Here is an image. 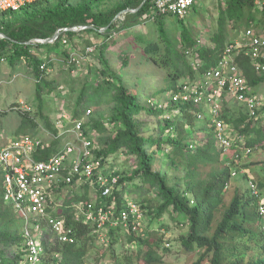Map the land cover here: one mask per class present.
<instances>
[{"label":"trees","instance_id":"trees-1","mask_svg":"<svg viewBox=\"0 0 264 264\" xmlns=\"http://www.w3.org/2000/svg\"><path fill=\"white\" fill-rule=\"evenodd\" d=\"M101 1L103 0H34L18 10H1L0 33L3 36L0 35V58L5 57L11 65L23 60L31 66L37 79L36 94L40 99L43 85L46 86L47 82L45 72L39 66L45 61L35 58L31 50L44 44L57 47L61 44L62 37H71L76 31L60 32L53 43H27L28 41L33 38H48L63 27L78 25H87L89 28L86 31L106 35L109 40V31L116 28L120 16L123 17V26L120 28H128L143 22L144 15L147 16L152 11L153 18L149 23L154 26L157 35L151 38L140 36L139 42L143 51H156L151 60L160 69L163 68L164 80L171 82L166 89L172 93L178 88V78L184 71L188 72V79L191 80L194 78V66L203 74L216 64L229 42L228 26L235 29V34L244 31L246 27H253L264 34V3L257 5L254 0H217V26L209 37L210 43L199 44L193 33L184 27L179 33H175L173 45L165 41V19L171 14L154 11L152 0H119L107 10H94V5ZM124 9L129 10L120 14ZM107 45L108 42L104 40L96 44L98 64L90 66L88 72L93 71L99 81L93 83L88 79L82 84L72 115L81 118L88 106L82 109L78 106L100 104L104 95H107V101L111 104L109 113L104 118H88L83 123V130L89 136L91 132L105 135L101 145L94 147L96 157L100 158L103 166L108 162L112 163L111 159L116 158V152L132 156L135 165L124 173L110 166L109 172L118 176L117 183L107 196L95 189L96 199L103 200L106 207H112L116 216L125 199L122 197V186L126 182L137 180V189L142 184L147 185L145 193L134 199L139 204L143 217L159 219L169 213L174 214L173 218H183L188 223V232L181 236L180 241L187 250H197L191 264H264V215L259 214L258 210L261 203L264 206V202L260 200L264 189V175L253 179L258 195L253 194L249 187L244 191L236 187L229 199L225 198L227 185L233 177L231 173L254 165L243 166L234 159V148L239 143V136L253 150L264 147V103L257 109L256 118L249 117L241 109L236 111L238 104H233V109L226 106L221 111L227 128L236 133L234 145L224 153L216 147L213 129L206 119H197L194 115L199 108L190 104L170 103L167 108L169 116L161 117L164 108L154 109L141 104L137 96L124 85L120 76L111 70L105 57ZM68 52L66 49L62 50L63 61L68 59ZM237 61L252 88L264 82V72L257 74L247 57L241 55ZM46 63L50 65L51 59H47ZM168 63L171 69L165 68ZM142 111L159 116L158 134H143L138 119ZM39 114L43 118L41 108ZM24 119V126L20 127L19 132L26 133L24 128L27 127L38 130L35 120L27 115ZM44 125L50 133L56 134L57 129L47 119H44ZM230 130L228 129L229 133ZM62 137L50 139L49 145L36 158L44 159L56 152ZM158 152L166 160L164 171L154 168ZM260 164L264 170V162ZM151 191L152 195H149ZM78 200L85 201L89 198ZM73 205L61 204L56 214L64 218L66 225L73 227L76 241L73 244L54 242L47 250L48 262L51 264H85L84 258L89 245H95V241H99L94 226L74 220ZM140 228L141 226L136 231H124L107 226L108 241L99 242L107 243L108 248L112 249L117 241L125 237L128 243L137 247V256L144 249L142 259L145 263L160 261L156 249L160 248L161 237L154 235L151 230H146V235L140 234ZM22 242V218L10 204L3 201L0 169V264H23ZM13 246L16 250L8 255L6 249ZM54 253L58 256H54Z\"/></svg>","mask_w":264,"mask_h":264},{"label":"built area","instance_id":"built-area-1","mask_svg":"<svg viewBox=\"0 0 264 264\" xmlns=\"http://www.w3.org/2000/svg\"><path fill=\"white\" fill-rule=\"evenodd\" d=\"M34 0H0L1 10H18ZM152 8L160 14H174L184 18L188 7L194 0H152ZM257 5L264 0H254ZM153 18L150 11L148 19ZM87 25H78L71 28L63 27L57 31H83ZM1 35V34H0ZM2 36V35H1ZM48 38L45 43H53ZM62 45H66L67 38L62 37ZM41 43V42H32ZM96 50V44H90L81 52H68L67 64L70 72L81 65L87 57ZM247 57L255 72H264V34L253 27H246L241 38L229 41L225 46L216 64L207 69L199 79H188L178 85L176 91L170 94L169 104H190L199 108L194 115L197 119H206L213 129L214 143L222 152H228L234 145V137L228 131L227 125L221 116V111L230 103L244 105L245 111L251 118H256L257 109L263 104L261 97L248 84L238 65L239 56ZM1 57L0 61H5ZM42 71L51 69L46 62L39 66ZM146 104L154 109H163L162 102L146 99ZM91 108L84 110L81 118L61 113L55 121L56 134L50 139L58 138L65 133H72V139L60 142L56 152L44 159H37L49 140L32 133H21L0 148V169L2 170L3 201L10 204L22 218L23 264H51L48 262L50 249L54 242L73 244L76 241L75 231L71 225H66L62 216L56 214L59 209L57 194L65 186H94L102 195L110 194L112 187L117 183V175L104 170L100 158L96 157L91 136L83 130L84 118L89 116ZM167 117L169 114H165ZM66 121H68L66 123ZM65 123V126L62 125ZM62 140V138H61ZM190 147L192 145L190 144ZM253 151L239 136V143L234 148L236 161L248 156ZM237 171L231 173L236 175ZM248 187L255 195L259 191L253 182L248 181ZM259 214L264 215V206L259 205ZM74 220L95 227L97 238L107 242V226L117 227L119 230L136 231L142 225L143 213L139 204L130 198H125L118 214L112 207H106L103 200L96 197L81 200L73 205ZM52 236V238H51ZM54 256H58L56 253Z\"/></svg>","mask_w":264,"mask_h":264},{"label":"rangeland","instance_id":"rangeland-1","mask_svg":"<svg viewBox=\"0 0 264 264\" xmlns=\"http://www.w3.org/2000/svg\"><path fill=\"white\" fill-rule=\"evenodd\" d=\"M76 0H71L75 2ZM119 0H103L97 5H94V10H107L115 5ZM217 0H194L192 6L186 10L184 18L179 19L178 16L171 14L166 16V43L170 45L175 44V33H179L184 27L189 29L195 38L198 39L199 44L210 43V35L216 31L217 19ZM125 11L121 12L124 13ZM120 13V14H121ZM123 17H119L116 28L109 31L111 38L106 39V35L96 34L90 31H77L71 37L67 38L66 45L59 44L54 47L50 44H44L41 47L33 48L32 55L42 61L51 59V64L48 65L50 71H45L44 78L47 82L46 86L40 93V99L36 94L37 79L35 78L32 68L27 62L21 60L16 64H9L6 60L0 61V148L7 142L20 134L19 129L25 121V115L31 117L38 124V130L35 128H24V132L37 134L44 140L48 141L51 134L44 125V119L55 126V121L61 113L73 114L76 108V97L79 90L85 81L91 79V82L97 83L99 77L94 76V72H88V68L98 64L97 49L90 54L85 61L71 73L67 61H63L64 56L62 50H74L81 52L82 49L90 44H99L103 40L108 42V47L105 48V57L108 60L111 70L115 71L121 78L127 89L137 96L141 104L146 105V99L151 98L154 101H161L164 105V112L161 114H170L167 109L170 98V90L166 87L170 81L165 79L164 70L160 69L152 62L156 51H143L139 42L140 36L151 38L157 35L154 26L151 22L146 20L148 15L142 18L143 22L135 24L128 28H120L123 26ZM150 22V23H149ZM131 23V22H130ZM261 33V31H259ZM227 42L233 38H241L243 30L235 34V29L228 26ZM263 33V32H262ZM144 47V46H143ZM125 54V56L123 55ZM191 60V59H190ZM165 68L171 69L170 64H166ZM195 80L199 79L202 74L194 66L192 70ZM258 74V73H257ZM188 72H183L178 78V83L188 79ZM254 91L259 94L264 103V82L255 86ZM107 95H104V100L100 104H82L78 106L82 109L84 106L91 108L89 118H104L111 107L107 101ZM232 103L227 106L233 109ZM39 108L43 118L39 114ZM242 110L244 112V105L238 104L235 110ZM168 110V111H167ZM138 119L142 125V132L145 135L150 133L158 134L159 121L158 115H148L142 111L138 115ZM68 121H66L67 123ZM65 126V123L62 124ZM24 126V125H23ZM228 127V126H227ZM230 130V128H228ZM37 131V132H36ZM231 136L235 138L236 133L231 132ZM93 146H100L105 135L98 132L90 133ZM72 133H65L62 137L61 144L68 139H72ZM116 158L111 159L104 165V170L108 172L110 166L117 169L118 172H129L135 165V160L132 156L124 153L116 152ZM110 160V158L108 159ZM260 162H264V147L253 150L248 156L238 161L240 165L246 166L254 164L250 168H242L237 174L231 177L228 185L225 198L229 199L234 188H239L244 191L248 188V181L264 175V170ZM165 163L160 152L156 154L154 168L161 171L165 170ZM263 170V171H262ZM170 174V173H169ZM138 181L126 182L122 189V197L135 199L143 195L146 191V184L140 185L137 189ZM150 192L149 195H152ZM97 196L94 186H65L63 190L57 194V201L63 206H68L78 202L79 198L93 199ZM261 202H264V189L260 195ZM174 215V214H172ZM171 214L165 213L159 219H149L144 217L140 228V234L146 235V230H151L157 237H161L160 248L156 249V254L161 258L160 261L145 263L142 259V252L137 256V247L126 241L122 237L121 241H117L112 249L108 248L107 243L95 241V245H89L88 252L84 258L85 264H191L196 257L197 250H187L180 241L181 236L188 232V223L183 218H173ZM23 228V224H22ZM52 238V236H51ZM167 246V247H166ZM165 248H169L166 251ZM16 250V247L6 249V253L11 255ZM113 251V252H112Z\"/></svg>","mask_w":264,"mask_h":264},{"label":"water","instance_id":"water-1","mask_svg":"<svg viewBox=\"0 0 264 264\" xmlns=\"http://www.w3.org/2000/svg\"><path fill=\"white\" fill-rule=\"evenodd\" d=\"M145 0H143V2H144ZM142 2V3H143ZM129 9H124V10H122V11H120L119 13H121V12H123V11H128ZM118 13V14H119ZM1 34V33H0ZM2 36H3V34H1ZM57 36H59V31H56V32H54V34L53 35H51L50 37H48V38H51V39H54V38H56ZM48 38H33V39H31L30 41H28L27 43H32V42H41V43H45L46 41H47V39Z\"/></svg>","mask_w":264,"mask_h":264},{"label":"crops","instance_id":"crops-1","mask_svg":"<svg viewBox=\"0 0 264 264\" xmlns=\"http://www.w3.org/2000/svg\"><path fill=\"white\" fill-rule=\"evenodd\" d=\"M82 32V31H81ZM236 39V38H235ZM232 40H234V38L232 39ZM232 40H230V41H232ZM83 50V49H82Z\"/></svg>","mask_w":264,"mask_h":264}]
</instances>
